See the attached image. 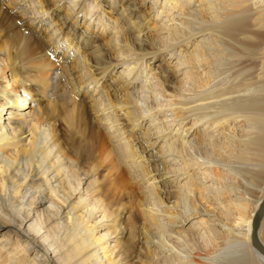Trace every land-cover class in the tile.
Wrapping results in <instances>:
<instances>
[{"label":"bare ground","instance_id":"6f19581e","mask_svg":"<svg viewBox=\"0 0 264 264\" xmlns=\"http://www.w3.org/2000/svg\"><path fill=\"white\" fill-rule=\"evenodd\" d=\"M145 2L154 39L132 3L111 16L100 0H0V264H136V246L161 264H264V0ZM78 14L82 30L67 22ZM160 50L173 76L153 66ZM57 110L87 132L69 135L73 155ZM84 166L105 168L108 200L92 178L78 212ZM263 231L264 216V245Z\"/></svg>","mask_w":264,"mask_h":264},{"label":"rangeland","instance_id":"374dc122","mask_svg":"<svg viewBox=\"0 0 264 264\" xmlns=\"http://www.w3.org/2000/svg\"><path fill=\"white\" fill-rule=\"evenodd\" d=\"M52 1V0H51ZM101 2H102V5H101V7L100 8H102V9H104V8H106V10L108 11V13L111 15V16H116V15H118V9H119V7H121V5L122 4H127V3H132L133 4V6H134V10H136V12H137V14L138 13H141L144 17H145V21H146V23H145V26H148L147 28H146V32L148 33V37L149 38H151V39H154V37L155 36H157V32H154L155 30H154V27H156V26H158V24L156 23V20H154V18H152V15H153V12L151 11V12H147L148 10H149V8H150V5H149V2H145V0H124L123 2H122V0H118L117 2H116V5L117 6H115V7H113V6H110L109 5V3H107L105 0H100ZM25 6V5H24ZM26 9V10H25ZM25 11H27V16L28 17H30V18H33V17H37L36 18V20H39V18L41 17V15H40V13H35V14H33L32 12H28V11H30L31 9L30 8H28V7H25ZM62 12H64V9H62L61 10V13ZM11 13V12H10ZM12 14V13H11ZM13 16L15 15V17H17V19H22L23 21H26V19L27 18H20V15L19 14H12ZM34 15V16H33ZM37 15V16H36ZM77 16V15H76ZM77 19L75 20V16L74 17H69V19H68V24L69 25H72L73 24V22L75 21V26L77 27V29H80V30H82L84 27L82 26V20H83V17L82 16H80V14H78V17H76ZM77 21V22H76ZM4 24H6V23H4ZM5 26V25H4ZM96 26V24L94 25V28H96L95 27ZM159 27V26H158ZM157 27V28H158ZM42 28H43V25H41L39 28H38V30H37V35H39V37L40 36H42V34H43V30H42ZM136 31V30H135ZM156 31H159V30H156ZM134 31H129L128 33H127V36L129 37L128 39H129V41H130V43H131V45H136V40L133 38V36H132V33H133ZM137 32V31H136ZM95 34H97V35H95ZM100 30L99 31H97V32H93V30H92V35L91 36H97L96 38H98L100 41L102 40V41H104V39L106 40L107 39V37H105V35H100ZM105 37V38H104ZM44 43L46 44V42L44 41ZM134 43V44H133ZM47 45V44H46ZM149 46H152V45H150L149 44ZM150 48H152V47H150ZM182 48H183V46H182ZM54 50V51H53ZM52 51L53 52H55V54H59L60 52L62 53V50H58V48H55L54 47V45H50L49 46V52L50 53H52ZM163 54L165 55V57L166 58H168L169 56H170V54L169 53H166V52H162L161 50L160 51H158V52H156V54H155V56L154 57H152V61H153V66H156V65H158L159 64V68H157V69H160V73H162V72H164L165 74H171V76H173L174 74H175V72L176 71H174V69H176V59L175 58H173L172 59V62H171V64H167V62H168V60H166V58H164L163 57ZM90 56V55H89ZM162 59V60H161ZM160 60H161V62H160ZM120 65L121 64H118V66H117V68H121L120 67ZM158 67V66H157ZM165 67V68H164ZM74 72H76L77 73V71H78V68H75V69H72ZM9 73H10V71H9ZM180 77H182V76H180ZM179 77V78H180ZM178 78V79H179ZM106 79H108L107 77L105 78V80ZM177 82V81H176ZM79 99H82V98H79ZM85 100V99H84ZM3 114L5 115V116H7V115H9V113H7L6 112V110H3ZM50 115H52V117H53V120H52V122L56 125V127L59 129V133H60V137H61V139L63 140V142L65 143V146H66V148L69 150V153L71 154V155H73V152H72V150H71V148H70V142H71V136L69 137V135H72V136H74L75 138H77V139H79V140H87L88 139V136H87V132H83L82 130V128L80 127V124H79V121L77 120V119H75V118H73V119H75L73 122H74V124H70V123H67L65 120H64V118H65V116L63 115V114H61L60 112H59V110H57V111H54V112H51V114ZM89 116H90V118H91V122H90V124L93 126L94 125V123H95V125H96V130L98 131V132H101L102 133V127H101V125L99 126L96 122H95V120H94V113H93V111H91L90 110V108H89ZM56 121H55V120ZM7 120V119H6ZM30 120V117H28V121ZM93 121H94V123H93ZM13 125H15V124H13ZM139 132V131H138ZM137 132V133H138ZM30 136V135H29ZM29 136H27L26 138H25V142L26 141H28V138H29ZM76 140V139H75ZM15 150H16V146H13V145H10L9 146V148H8V150L6 151V153H14L15 152ZM153 150L154 151H156V148H153ZM96 166V165H95ZM94 166V167H95ZM84 169H86V170H89L90 172L87 174V175H81L80 177V184L78 185L79 186V189H80V191L78 192V193H73V195H72V198H71V201H70V204H69V206H71V205H74V206H76V210L78 211V212H80V210H79V207H81V205H83L84 203H80L79 201V199H80V196H81V198L83 197L84 199H85V201H87V202H92V200H91V197H90V192L89 191H91L92 189L90 188V187H88V181L90 180V179H92V178H95V179H97V182H96V184L100 187H102L103 188V191H102V194L105 196L104 197V199L105 200H108L107 199V196H108V193H107V196H106V192H105V188H106V185L108 184V180H107V178H106V175H105V168H103V167H95L93 170H92V168H90V167H88V166H84ZM225 190H227V188L225 189ZM99 195V194H98ZM100 196V195H99ZM224 197H226V195L224 194ZM227 198L226 199H221L220 201H221V203H222V205L224 206V205H226L227 204ZM110 206V205H109ZM112 207V209H114L115 207H113V206H111ZM217 211V213H220V215L219 216H221V217H223L224 219H225V213H223V212H221L222 211V209L219 207V208H217V209H215V212ZM121 211L119 210V213H120ZM102 213V209L99 207V211L97 212V215H100ZM124 214L125 213H120V216H124ZM133 214H134V217L136 218V219H138L139 218V224H142L143 223V221H145V217H144V215L143 214H141V213H139L138 214V212H137V214H136V212H133ZM110 218H108L107 219V221L106 222H110ZM189 224V223H188ZM187 224V225H188ZM49 226H52V224H50ZM120 227V225L119 224H117V222H116V225L115 224H113V226H103V228L101 229L100 227H96V228H94V230H95V235H96V237H99V235L101 234V233H103V232H106L107 230H109V231H111L112 232V235H115L116 233V229H118ZM8 228L7 227H4L3 225H1L0 224V238H1V235H2V233H6L7 234V230ZM19 232H23V229H17ZM138 229H136L135 230V242L137 243V241H138V243L140 244V245H143V242H142V235L139 233V231H137ZM263 233H264V231H263ZM6 238L8 237L7 235L5 236ZM139 246H136V248L134 249V251L133 252H131V254L129 255L130 256V259H132L136 264H161V262H159L158 260L159 259H157V258H154V257H152V258H150L149 257V255L145 252V251H143L142 253H140V250H139ZM29 250H31V251H29V254L31 255V256H36L38 259H40V257H39V252L36 250V249H34L33 247H31V249H29ZM50 256V255H49ZM139 257L141 258V259H139ZM39 264H52V263H49V261H39ZM163 264V263H162ZM185 264H187V263H185Z\"/></svg>","mask_w":264,"mask_h":264},{"label":"water","instance_id":"95a60500","mask_svg":"<svg viewBox=\"0 0 264 264\" xmlns=\"http://www.w3.org/2000/svg\"><path fill=\"white\" fill-rule=\"evenodd\" d=\"M263 216H264V199L254 216L253 230H252L253 244L264 254V245L261 243L258 236L259 225Z\"/></svg>","mask_w":264,"mask_h":264}]
</instances>
